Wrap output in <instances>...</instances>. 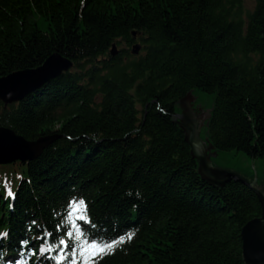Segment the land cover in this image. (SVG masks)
Segmentation results:
<instances>
[{
	"label": "trees",
	"instance_id": "trees-1",
	"mask_svg": "<svg viewBox=\"0 0 264 264\" xmlns=\"http://www.w3.org/2000/svg\"><path fill=\"white\" fill-rule=\"evenodd\" d=\"M55 53L77 68L8 109L0 101V127L61 137L36 161L0 167V256L29 235L32 261L60 236L71 249L70 205L82 198L81 230L132 233L95 264H245L258 196L203 180L176 119L190 94L214 95L213 152L264 160V0H0V78Z\"/></svg>",
	"mask_w": 264,
	"mask_h": 264
},
{
	"label": "water",
	"instance_id": "water-1",
	"mask_svg": "<svg viewBox=\"0 0 264 264\" xmlns=\"http://www.w3.org/2000/svg\"><path fill=\"white\" fill-rule=\"evenodd\" d=\"M140 45L134 47L138 54ZM113 47V52H116ZM73 63L55 53L41 68L23 70L0 79V101L6 106L20 103L41 89L50 80L69 72ZM214 95L200 91L190 94L180 105L181 113L176 122L186 134L191 155L198 162V172L203 180L222 187L232 180L248 186L258 196L262 216L242 229V256L245 264H264V160H253L247 154L235 151L213 152V147L204 139L208 112L212 109ZM15 131L0 127V165L23 164L37 160L41 154L61 139L60 136L41 137L29 141L24 137L10 138Z\"/></svg>",
	"mask_w": 264,
	"mask_h": 264
},
{
	"label": "snow or ice",
	"instance_id": "snow-or-ice-1",
	"mask_svg": "<svg viewBox=\"0 0 264 264\" xmlns=\"http://www.w3.org/2000/svg\"><path fill=\"white\" fill-rule=\"evenodd\" d=\"M9 193H11V189H8ZM73 204H76L77 207L75 211L77 212V217L80 220L87 219L86 216L80 215L81 209L79 208V205H83V211H87V204L86 202L81 198L78 202L76 200L72 201ZM73 227H76V222L73 220ZM68 237H72L73 233L72 231L67 232ZM0 236H7V233H2ZM132 233L127 232L125 235H120L116 239L112 240H97L93 236H91L87 231L81 230L77 228L76 233V244H73V247L69 250L68 245L69 241L66 240L63 236L58 237V243L57 245H47V246H41L39 251L45 252V251H51V252H57L58 255H54L53 257H50L51 259H54L56 261V264H65V261L68 260V264H95V261L93 258H100L103 255H106L110 252L115 251V247L117 246V240L120 243L125 242L126 238L131 239ZM78 244V248H77ZM59 245H63V248H60ZM65 250H69L71 253V259L69 260L68 257L64 255ZM24 264H27V262H24Z\"/></svg>",
	"mask_w": 264,
	"mask_h": 264
},
{
	"label": "bare ground",
	"instance_id": "bare-ground-1",
	"mask_svg": "<svg viewBox=\"0 0 264 264\" xmlns=\"http://www.w3.org/2000/svg\"><path fill=\"white\" fill-rule=\"evenodd\" d=\"M132 37H133V39H136L138 36H136L135 35V33H132V35H131ZM114 46H116V44H113ZM118 45V44H117ZM132 53V52H131ZM118 55H120V52L119 51H116V52H113V50H110V56L112 57V58H114V57H118ZM132 56H134L133 55V53L131 54ZM52 56V55H51ZM51 56H49V57H51ZM48 59V58H47ZM44 63H46V61L44 62ZM44 63L40 66V67H37L36 69H38V68H41L43 65H44ZM74 66V69H76L77 67L75 66V65H73ZM65 72H63V74H64ZM2 78H4V77H2ZM59 78V77H58ZM49 80H50V82H52V81H54V80H56L57 78H54V77H49L48 78ZM50 82H48V83H50ZM47 83V84H48ZM10 106V105H9ZM9 106H6L5 104H4V107H5V109H8V107ZM1 128H5V129H10L9 127H6V126H1ZM12 130V129H11ZM19 136H21V135H19L18 133H16V132H14L13 134H10V138H15V137H19ZM21 137H23V136H21ZM43 154V153H42ZM42 154H41V156H42ZM40 156V157H41ZM11 166H15V164L14 163H12L11 164ZM223 187V186H222ZM11 207V206H10ZM32 239H34V238H32ZM25 248H27V246H25Z\"/></svg>",
	"mask_w": 264,
	"mask_h": 264
},
{
	"label": "rangeland",
	"instance_id": "rangeland-1",
	"mask_svg": "<svg viewBox=\"0 0 264 264\" xmlns=\"http://www.w3.org/2000/svg\"><path fill=\"white\" fill-rule=\"evenodd\" d=\"M245 4L247 6V9H252L254 6V0H245ZM238 154L237 151L233 154V156H236Z\"/></svg>",
	"mask_w": 264,
	"mask_h": 264
}]
</instances>
